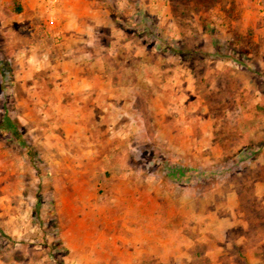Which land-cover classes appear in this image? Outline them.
I'll list each match as a JSON object with an SVG mask.
<instances>
[{
    "label": "rangeland",
    "instance_id": "rangeland-1",
    "mask_svg": "<svg viewBox=\"0 0 264 264\" xmlns=\"http://www.w3.org/2000/svg\"><path fill=\"white\" fill-rule=\"evenodd\" d=\"M45 1L0 5V264H264V0H97L74 74Z\"/></svg>",
    "mask_w": 264,
    "mask_h": 264
},
{
    "label": "crops",
    "instance_id": "crops-1",
    "mask_svg": "<svg viewBox=\"0 0 264 264\" xmlns=\"http://www.w3.org/2000/svg\"><path fill=\"white\" fill-rule=\"evenodd\" d=\"M14 1L17 3V9L14 11V15L11 16H13L12 18L15 20L19 19V16L15 15L18 14L22 17L26 16L28 13L26 11H31L32 6L37 5V3L40 9H42L43 6L46 7L45 0H0V5L1 7L11 8ZM47 3H49V1H47ZM52 6L56 8H53V12L48 15V19L50 20L48 26L49 33L52 36V41H56V39L58 40L59 38L60 41L54 43L51 50L48 48L45 50L44 54L47 58L45 57L46 60L43 63L50 68H54L56 71H58V69H71V72H69L70 74H74L72 72L76 70L78 72L80 71L79 62L83 65H88V71L90 72L93 70L98 71L99 69L103 70L102 68L105 66V63L102 64L103 56L100 55L99 51L94 50L90 52L88 50H80L77 48L81 43L80 41H86L87 39H91V37L92 39L99 37L100 31L98 30L103 23H105V18L100 12L102 11V6L99 5L97 0H59ZM19 7L21 8V11H18ZM94 30L98 31H96L97 33L95 35L93 34ZM90 57L92 59L87 61L86 59ZM95 65L99 67L93 70L90 69ZM81 83L82 87L89 86L87 80H82ZM115 86L116 84L114 81L109 79L97 83V88H106L108 91H112L111 96L115 95ZM98 94H100V92H98Z\"/></svg>",
    "mask_w": 264,
    "mask_h": 264
},
{
    "label": "built area",
    "instance_id": "built-area-1",
    "mask_svg": "<svg viewBox=\"0 0 264 264\" xmlns=\"http://www.w3.org/2000/svg\"><path fill=\"white\" fill-rule=\"evenodd\" d=\"M52 4H56L59 0H48Z\"/></svg>",
    "mask_w": 264,
    "mask_h": 264
},
{
    "label": "trees",
    "instance_id": "trees-1",
    "mask_svg": "<svg viewBox=\"0 0 264 264\" xmlns=\"http://www.w3.org/2000/svg\"><path fill=\"white\" fill-rule=\"evenodd\" d=\"M18 11H21V8L20 7L18 8Z\"/></svg>",
    "mask_w": 264,
    "mask_h": 264
}]
</instances>
